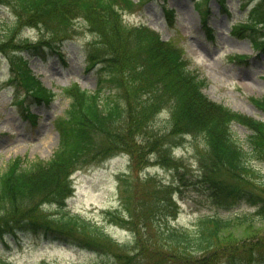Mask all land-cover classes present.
<instances>
[{
	"label": "trees",
	"instance_id": "trees-1",
	"mask_svg": "<svg viewBox=\"0 0 264 264\" xmlns=\"http://www.w3.org/2000/svg\"><path fill=\"white\" fill-rule=\"evenodd\" d=\"M149 1L0 0V8L13 15L11 22L0 23V53L9 59L8 80L22 105H47L59 95L43 85L21 52L44 46L61 51L79 21L95 37L84 49L87 68L96 67L111 92L78 84L62 89L70 105L54 121L60 142L53 157L17 158L0 171V237L23 234L87 249L97 260L85 264H264V179L252 162L264 161V121L211 100L202 90L207 78L192 67L183 45L125 20ZM254 1L248 20L234 26L232 34L250 40L264 54V0ZM209 2H195L204 24ZM28 28L37 30L36 40L23 36ZM229 59L249 63L246 55ZM252 101L264 111V97ZM164 113L168 117L158 129ZM236 124L250 134L239 137L233 131ZM187 137L201 139L204 146L196 148L198 175L184 181L180 172V179L186 187L200 186L197 198L214 213L179 227L171 219L178 205L176 187L140 173L150 165L177 173L186 169L172 150ZM117 152L131 158L121 188L132 197L123 201L122 211H104V219L131 233L132 241L125 243L107 232L104 221L74 213L66 204L74 193L71 175ZM150 181L155 184L144 188ZM243 202L255 209L220 215ZM0 264L12 263L0 256Z\"/></svg>",
	"mask_w": 264,
	"mask_h": 264
},
{
	"label": "rangeland",
	"instance_id": "rangeland-1",
	"mask_svg": "<svg viewBox=\"0 0 264 264\" xmlns=\"http://www.w3.org/2000/svg\"><path fill=\"white\" fill-rule=\"evenodd\" d=\"M223 1V5L217 0L211 1L212 11L206 24L201 21L193 0H168L166 8H163L161 0H156L126 15L125 20L133 25H147L159 32L164 40L170 39L183 45L186 53L194 59L193 67L200 69L202 75L207 77L203 87L206 95L236 111L264 121V112L252 102V98L264 97V60L255 57L256 51L250 40L231 34L234 25L248 18L251 5L245 6L244 0ZM12 20L10 10L3 7L0 10V23ZM80 23L83 22L79 21L75 25L73 39L65 43L61 51L44 48L31 54L28 51L23 53L24 59L45 85L60 94L50 106L32 105L29 111L18 103L15 88L6 82L10 74L9 59L0 54V171L17 158L49 160L60 142L53 120L65 113L70 101L61 96L62 88L74 83L88 90H96L99 86L101 76L87 70L84 64V49L95 37ZM206 27L213 29L211 37L207 35ZM27 33L34 40L38 37L34 30ZM62 52L64 56H60ZM232 55L253 56L252 66L235 65L229 59ZM28 112L38 116L36 125L30 123ZM166 117V113L160 116L158 123L161 125L158 129L162 128V121ZM233 131L241 138L250 134L240 125L235 126ZM203 146L201 139L190 137L185 140L183 151L178 152L177 159L183 160L186 165V169L181 172L184 181H191L198 175L196 148L202 150ZM252 162L264 178V162ZM129 164L130 158L120 153L105 161L96 159L77 169L73 176L75 191L67 201L68 208L90 219L110 223L109 217L104 219V211L123 210V201L132 197L128 192L122 193L121 188L129 173ZM146 170V173L166 184H175L174 198L178 205L176 217H171L174 224L189 226L200 215L214 213L207 205H201L197 198L200 186L186 187L180 179V171L173 173L159 166ZM154 184L155 181L144 182V188ZM252 210V207L242 204L232 212L220 211V215L229 217L237 212ZM107 230L121 243L133 239L129 232L117 226L108 225ZM6 242L0 238V256L8 257L14 264H83L97 260V256L87 250L32 236L22 235L19 241L7 237Z\"/></svg>",
	"mask_w": 264,
	"mask_h": 264
}]
</instances>
